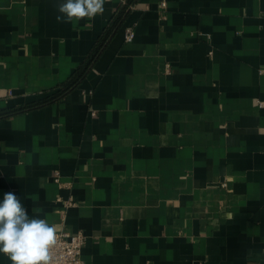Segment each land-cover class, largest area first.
Wrapping results in <instances>:
<instances>
[{"label":"crops","instance_id":"1","mask_svg":"<svg viewBox=\"0 0 264 264\" xmlns=\"http://www.w3.org/2000/svg\"><path fill=\"white\" fill-rule=\"evenodd\" d=\"M56 2L0 0V109L107 37L61 98L0 118V201L83 231L85 264H264V0H106L67 24Z\"/></svg>","mask_w":264,"mask_h":264},{"label":"clouds","instance_id":"2","mask_svg":"<svg viewBox=\"0 0 264 264\" xmlns=\"http://www.w3.org/2000/svg\"><path fill=\"white\" fill-rule=\"evenodd\" d=\"M106 0H58L54 4L61 23L92 19L104 12ZM56 229L46 219L30 217L20 197L7 192L0 201V254L11 264H52Z\"/></svg>","mask_w":264,"mask_h":264},{"label":"built area","instance_id":"3","mask_svg":"<svg viewBox=\"0 0 264 264\" xmlns=\"http://www.w3.org/2000/svg\"><path fill=\"white\" fill-rule=\"evenodd\" d=\"M132 6V5H131ZM160 6L162 10L165 9L166 2L161 0ZM135 36L134 28L128 26L124 31V41L130 42ZM170 69L169 64H165V71ZM12 91L8 90L7 93L11 94ZM259 107L264 105L262 100H256ZM55 180L58 181V172L55 170ZM222 186H226V182H222ZM72 198H68L63 201L65 206L72 204ZM57 241L51 248V254L53 257L52 264H85L81 257V249L86 241V234L81 231L70 232L67 230L56 231Z\"/></svg>","mask_w":264,"mask_h":264},{"label":"trees","instance_id":"4","mask_svg":"<svg viewBox=\"0 0 264 264\" xmlns=\"http://www.w3.org/2000/svg\"><path fill=\"white\" fill-rule=\"evenodd\" d=\"M134 1L135 0H125L124 5L122 6L123 11H125L126 8H130V6L134 3ZM119 17L116 18V20H114L112 27L118 26ZM106 37L107 36H104L99 38V40H97V43H95L93 50L91 51V54L88 56V58L83 62H81V64L75 69V71L69 76V78L66 81L62 82L55 89H53L52 91H50L49 93L45 94L44 96L38 99L29 101L21 105L9 106L0 109V118L13 115L19 112H23L28 109L47 105L61 98L70 89L75 87L79 83V81L84 77L87 70L90 68V65L92 64L93 60L97 56V53L103 46Z\"/></svg>","mask_w":264,"mask_h":264}]
</instances>
